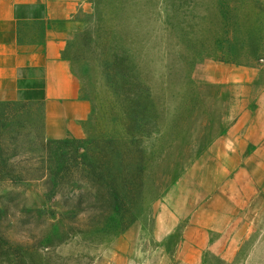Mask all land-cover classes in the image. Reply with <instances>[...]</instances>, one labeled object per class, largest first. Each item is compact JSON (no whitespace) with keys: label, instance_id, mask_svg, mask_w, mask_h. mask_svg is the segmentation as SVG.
Masks as SVG:
<instances>
[{"label":"rangeland","instance_id":"obj_1","mask_svg":"<svg viewBox=\"0 0 264 264\" xmlns=\"http://www.w3.org/2000/svg\"><path fill=\"white\" fill-rule=\"evenodd\" d=\"M72 21L94 142L50 145L38 106L0 102V264H264V0H92ZM125 75L159 135L115 205L74 164L126 137Z\"/></svg>","mask_w":264,"mask_h":264},{"label":"crops","instance_id":"obj_2","mask_svg":"<svg viewBox=\"0 0 264 264\" xmlns=\"http://www.w3.org/2000/svg\"><path fill=\"white\" fill-rule=\"evenodd\" d=\"M92 0H0V102L36 105L48 141L81 140L93 105L64 56Z\"/></svg>","mask_w":264,"mask_h":264},{"label":"trees","instance_id":"obj_3","mask_svg":"<svg viewBox=\"0 0 264 264\" xmlns=\"http://www.w3.org/2000/svg\"><path fill=\"white\" fill-rule=\"evenodd\" d=\"M125 77L127 79L122 87L123 92L117 94L122 96L120 109L127 120V124L124 125L126 137L103 140L102 146L96 143L94 151H87L88 155L80 156V160L74 164V168L81 172V166L87 169L88 175H91L88 178L92 181L101 182L106 193L114 198L115 205L121 201L120 188H126L128 184H140L146 165L142 149L143 140L150 135H159L158 114L151 102L150 90L138 79L135 83H130L129 76ZM94 112L95 110L93 114ZM89 141L94 142L88 139L75 142ZM65 142L67 140L49 141V144L60 146ZM63 165L65 164L61 166ZM103 172H107L108 175L103 176ZM113 211L121 212V208L116 206Z\"/></svg>","mask_w":264,"mask_h":264}]
</instances>
